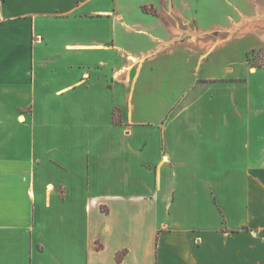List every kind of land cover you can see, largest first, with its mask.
Here are the masks:
<instances>
[{"label": "crops", "instance_id": "1", "mask_svg": "<svg viewBox=\"0 0 264 264\" xmlns=\"http://www.w3.org/2000/svg\"><path fill=\"white\" fill-rule=\"evenodd\" d=\"M261 49L264 0H0V264H264Z\"/></svg>", "mask_w": 264, "mask_h": 264}, {"label": "rangeland", "instance_id": "2", "mask_svg": "<svg viewBox=\"0 0 264 264\" xmlns=\"http://www.w3.org/2000/svg\"><path fill=\"white\" fill-rule=\"evenodd\" d=\"M251 62L254 66L260 65L261 67H264V49L255 52L251 57Z\"/></svg>", "mask_w": 264, "mask_h": 264}, {"label": "trees", "instance_id": "3", "mask_svg": "<svg viewBox=\"0 0 264 264\" xmlns=\"http://www.w3.org/2000/svg\"><path fill=\"white\" fill-rule=\"evenodd\" d=\"M255 53V51H253V52H251V53H249L248 55H247V58H248V61H250L251 60V57H252V55ZM251 65L252 66H254V64L253 63H251ZM254 67H261L260 65H258V66H254ZM114 121L117 123L118 122V118L116 117H114Z\"/></svg>", "mask_w": 264, "mask_h": 264}]
</instances>
